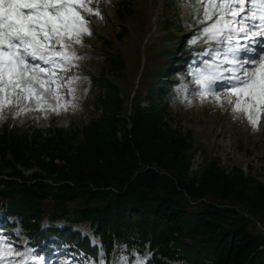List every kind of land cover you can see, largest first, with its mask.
Instances as JSON below:
<instances>
[{
  "label": "trees",
  "instance_id": "trees-1",
  "mask_svg": "<svg viewBox=\"0 0 264 264\" xmlns=\"http://www.w3.org/2000/svg\"><path fill=\"white\" fill-rule=\"evenodd\" d=\"M174 4L188 7L186 23L171 10ZM195 11V1L162 0L165 34L190 42L200 29ZM114 12L119 31L102 39L103 59L92 58L96 50L83 56L96 71L76 65L83 72L77 86L104 89L94 101L75 100L84 103L77 113L85 120L81 115L72 123L67 112L59 115L60 107L42 129L32 118L18 124L24 112L19 104L0 110L6 109L0 124V233L18 250L22 230L43 264L59 258L61 264H264V184L236 166L226 172L218 158L190 176L191 133L167 123L175 86L188 81L180 64L196 83L205 56L185 44L181 62L174 48H166L161 76L142 89L151 46L145 37L152 27L129 53L125 43L140 12L133 0H118ZM142 50L145 63L133 90L124 78L134 63L137 77ZM90 104L101 109L98 117Z\"/></svg>",
  "mask_w": 264,
  "mask_h": 264
},
{
  "label": "snow or ice",
  "instance_id": "snow-or-ice-1",
  "mask_svg": "<svg viewBox=\"0 0 264 264\" xmlns=\"http://www.w3.org/2000/svg\"><path fill=\"white\" fill-rule=\"evenodd\" d=\"M204 27L190 43L209 41L205 69L196 84L205 92L226 93L231 111L242 113L255 129L264 113V0H196ZM91 0H0V110L13 103H33L44 111L50 95L61 104V88L74 95L75 78L62 74L79 59L71 49L91 35L81 13L99 15ZM27 107L21 112L28 111ZM20 113H17L19 115ZM12 241L0 233V264H23Z\"/></svg>",
  "mask_w": 264,
  "mask_h": 264
},
{
  "label": "rangeland",
  "instance_id": "rangeland-1",
  "mask_svg": "<svg viewBox=\"0 0 264 264\" xmlns=\"http://www.w3.org/2000/svg\"><path fill=\"white\" fill-rule=\"evenodd\" d=\"M128 1V0H124ZM136 3V7L140 12L139 18L133 19V24L131 28L134 32L132 37L127 38L125 46L126 50L131 53L136 49L133 46L135 41L139 42L140 37L143 36V32L148 30L150 26V32L146 35L145 41H148L149 46L147 48V66L143 71L142 79L140 82V87L142 89H148L150 86L153 87L154 82L158 77L161 76V69L165 66L164 57L161 55L164 51L163 48H166L169 45V42L166 41L169 37L164 38V28L161 23V11L158 7V0H148L150 4V10L146 13L144 11L145 0H133ZM156 1V6L154 9V2ZM195 1L196 0H192ZM118 0H91V5L95 11L99 9V15L88 14L81 9V13L89 21L88 28L91 32V35L85 34L81 37L80 44H71V49L79 59L73 61L74 65H79L89 70V72L96 71L95 66H90L85 59L84 55L90 56L93 50H96V54L92 57L94 60H102L103 56L100 53V45L102 39L111 38L113 35L119 31L118 25L113 22L115 17V8ZM147 4V5H148ZM181 5H171V10L176 8L178 12V17L180 22H184L188 18V7H178ZM196 15L194 19V24L196 22V27H204L203 24L198 21L203 20V15L200 11V5L196 2ZM174 34L179 36V31L176 28L175 24L169 26ZM186 28L182 31L186 32ZM201 29L195 31L194 37H200L202 35ZM145 41H142L145 44ZM174 43H179L181 46L177 48L176 56L178 60L183 62L187 59V55L183 52L182 46L186 43L182 40H171ZM209 41L201 42L194 44L195 53H204L209 49ZM136 44V43H135ZM143 44L141 48L143 47ZM191 43L187 42L186 46L190 47ZM137 46V45H136ZM170 46V45H169ZM185 48V47H184ZM159 49V50H157ZM99 52V53H98ZM194 53V55H195ZM143 56V55H142ZM199 60V59H198ZM201 69H205L203 63L204 60H210V57L205 56L204 59H201ZM145 63V59L141 60V66ZM126 72V77L124 82H127V78L130 81L129 86L135 84L134 89H136L137 78L133 75V70L137 68L134 63ZM184 68V78L188 81L183 82L175 86V92L172 93L174 103L176 101L177 109L170 114V119L167 122L170 124L171 128L180 130L183 134L190 132L191 140L193 145L192 157H191V166L189 168V175L193 176L200 168L203 166L207 160L211 158H218L220 160V165L229 172L233 166L238 167L244 173L245 176H251L252 178L257 179L259 182L264 184V113L261 114L260 121L255 129L249 124L247 118L242 113H237L231 111V105L228 104L226 93L222 90H217L215 85H213L212 90L216 91L217 95L221 96V100L217 102L215 96L205 92V89L200 85L193 83L190 80V75L187 67L184 64H180ZM199 71V72H200ZM83 72L80 69H77L76 66L72 67L69 72L62 74L65 77L70 76L75 78V83L73 87L75 88L74 95H68L66 88H61V104L67 101V107H61L62 110L59 114L63 116L67 112V116L71 118L72 123L78 122L80 113H77L78 110H81L84 107V103L75 102L78 100H87L94 101V96L98 94L97 90H92L91 93L83 95L82 91L90 88V83L83 86H77L79 79H82ZM160 75V76H159ZM93 89V88H92ZM149 90V89H148ZM104 93L103 89H100L99 95ZM132 94V93H131ZM13 104L16 106L19 104L20 107L30 108L27 112L24 111L18 118V124H24L28 122L29 118L35 120L37 127L45 128V120H51L54 113L57 111H52V107H56L57 101L52 97L48 96L46 99V105L51 107H46L44 111L36 110V106L33 103L23 102V101H13ZM142 105H146V101H142ZM179 108V109H178ZM88 109L91 110L92 106L89 105ZM15 111V109H14ZM60 109L58 110L59 113ZM6 114V109L0 114V124L4 121L3 116ZM83 116V115H82ZM81 116V117H82ZM80 117V118H81ZM66 117L57 123L58 127H63L65 124ZM31 171L25 172L29 174ZM20 231L18 230V233ZM20 245L17 252L21 250L24 251V255L17 257V260H22L23 264H41L40 258L31 255L30 249L23 244L26 243V239L23 235L19 234L18 238ZM62 259L59 258L55 264H61ZM64 264V263H63Z\"/></svg>",
  "mask_w": 264,
  "mask_h": 264
},
{
  "label": "bare ground",
  "instance_id": "bare-ground-1",
  "mask_svg": "<svg viewBox=\"0 0 264 264\" xmlns=\"http://www.w3.org/2000/svg\"><path fill=\"white\" fill-rule=\"evenodd\" d=\"M142 54L144 55L143 50H142Z\"/></svg>",
  "mask_w": 264,
  "mask_h": 264
}]
</instances>
